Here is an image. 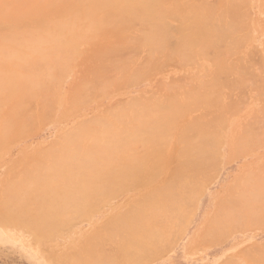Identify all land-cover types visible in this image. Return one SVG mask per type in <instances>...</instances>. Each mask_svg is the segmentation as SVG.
<instances>
[{"label":"rangeland","instance_id":"374dc122","mask_svg":"<svg viewBox=\"0 0 264 264\" xmlns=\"http://www.w3.org/2000/svg\"><path fill=\"white\" fill-rule=\"evenodd\" d=\"M75 1L79 2L78 0H54V3L53 0H0V25H2L0 36L14 33L18 29L17 22L23 20L21 17L23 15H33V17H25L27 20L24 18V22H28L32 19L37 20V18H49V16L60 17L66 15L68 17L67 13L72 11L70 8H74L73 12L76 15L78 14L77 16L80 13L81 16L84 10L83 6L87 10L90 9V11L92 7H96L90 1L83 0L84 3L74 4ZM177 1L181 6L180 8L172 5L173 2L171 0H160L159 5L162 4V6L155 5L152 10H150L149 4L140 3L134 8V4L130 3L120 7L113 6L115 10L111 9V5L110 8L108 7L109 5L107 6L108 9L104 6L106 10L101 9L98 11L100 7L92 9V12H98L96 14L93 13L95 17L91 15V20H102V23L98 22L100 24L97 27L92 25V28H86V25L82 26V20L79 19L81 23L79 26L80 33L85 30V35L81 33V37L82 35L85 36V39L89 37L87 38L88 40L84 41V39L82 40L83 42L80 41L82 43H76L71 55H69L70 52L68 50L62 53V56H55L58 59L51 58L49 64L46 61H40L37 63V65L41 64L40 67L36 64L34 65L36 67L34 69L41 72L45 71L43 70L44 67L48 69L51 64L50 69L46 71L50 75L49 79L45 81L47 87L42 89L44 87L43 84L41 88L33 89L32 92L34 93H28L27 91L29 90H26L22 96L19 94L21 97L18 95L20 99L15 97L4 105L1 116L5 122L8 121L7 123L10 124V127L7 124L9 128L4 134L5 140L0 149V194L9 182L17 179L20 184L21 181L28 179V181L32 180V183L48 182L49 176L50 178L59 177L60 171L66 170L67 167H69L67 170L73 169L72 173L74 172V175L76 173V177L73 175L74 178L70 182H67V184L66 182L62 183L66 186L63 192L66 191L68 193L69 199L72 194V198L75 197L74 199L71 198L74 201V207H71L66 212L65 215L67 216L64 223L55 229V235L48 241L38 242L29 229L15 228L14 226L3 227L0 225V264H60V262L62 264L61 255L78 252L81 245L88 239L93 238L96 233H106V230L113 231L110 228L115 225L113 223L121 212V215H123V213L126 214L131 209L142 208L138 207V202H140L139 205L142 202L144 206L145 201H143L142 195L145 194L147 187L144 185L131 186V184H135L138 181L153 184L167 182V185L172 183V185L178 186L181 183H185L183 184L185 189L184 193L183 191L179 192V197H184V201L179 203V205L182 204L179 206L181 210L178 208L181 212H177L179 214L175 213L176 218L173 216V220L169 224L171 227L166 230V237L163 238L161 244L159 243V249L155 252L157 254L154 253L142 261L132 264H264V182H262L264 181V0ZM184 2L185 4L191 3L189 5L191 7L187 11L183 8L185 6ZM49 3L50 5H48ZM144 3L148 2L144 1ZM130 5H132V8L130 7L131 10L129 9ZM40 6L42 7L41 9ZM47 6L51 7L47 8ZM121 7L123 12L120 11ZM169 7H172L171 9L175 7L176 14L171 15L174 11L172 10L170 13L171 9ZM50 8L54 11L53 13ZM56 9H58V13L60 11L62 13L57 15ZM168 9L169 12H167ZM39 10L43 14H46L47 11L50 12H47L48 15L43 16L42 14L39 17L41 14ZM67 10L69 11L67 12ZM140 10L144 13L142 18ZM124 11L127 13H124ZM119 12H121V16ZM151 12L154 15L153 18L149 15ZM22 13L23 15H19ZM33 13H38L39 15H34ZM205 13L207 15H204ZM228 13L229 15H227ZM169 14L171 15L170 18ZM18 16L21 17L19 21L16 20ZM34 16H37V18ZM201 17H205L209 24L206 29L214 27V30L212 29L213 32L211 31L214 36L208 33L207 39L211 41V38L214 37L212 39L214 43L213 40L217 38L216 44L220 43V45L214 46L213 43L209 44L211 42H207L208 45L206 46V38L203 37L205 36L204 33L203 35L201 33L202 36L200 35L198 38V32L202 31L203 25L195 24L199 23L198 19ZM161 18L165 20L163 21ZM130 19L131 21H129ZM154 19L159 22H156L157 20L154 21ZM230 19L233 20V24ZM141 20L144 22H141ZM230 23L234 26L231 25L230 27ZM189 24H192L191 28ZM228 24L229 31L232 30L231 33L225 30ZM180 26H186V30L181 34L177 31ZM192 26L194 27L193 29ZM200 26L202 27L200 28ZM80 27L82 28L81 30ZM215 27L220 32L218 31L217 33ZM117 28L119 30L115 31ZM221 28H224L223 32ZM86 29L87 31L91 29L90 33ZM118 31L120 32L118 33ZM147 31L148 33L146 34ZM156 31L160 33H156ZM96 32L99 33L96 34ZM151 32L153 35H151ZM186 34L187 36L191 34L192 37L198 38L201 43L202 38H205L203 42L205 44H202L204 48L196 46L194 48L192 46L187 48V50L185 49L186 51L181 50L183 47L182 37L184 38ZM225 35L226 38H224ZM223 39L226 42L222 41ZM231 42L233 43L232 45L230 44ZM187 53L191 55V58L189 55L185 57ZM95 54H97L98 58ZM60 56L62 58L64 56V60L62 59L59 63L61 66H64L66 62L68 63L61 70L60 66L58 68L55 66L56 68H54L53 72L54 61L59 60ZM69 56L72 58L69 59ZM221 58L224 60H221ZM169 60L172 62L168 63ZM183 60H185V63ZM187 62L188 64H186ZM184 65L186 66L184 67ZM239 66L240 69L238 68ZM134 72L135 75L132 74ZM58 73L61 74L58 75ZM105 75H107V78ZM104 80L106 81L103 82ZM132 80L135 81L132 82ZM46 82L49 83L46 84ZM78 85L82 87L84 85L85 87L82 89ZM216 85L222 90H218ZM35 91L37 92L35 93ZM216 91L217 93L220 92V95H217L220 98L215 96L217 94ZM208 93H213V96ZM36 94L37 98L35 97ZM15 100H20V103L17 102L22 105L20 106L18 103L15 105ZM185 100H188L187 103ZM196 101L200 102V104L202 102L201 106ZM219 103L221 107H219ZM144 105L146 109H143ZM177 105L178 108H176ZM180 105L184 108H180ZM122 106L126 111L122 110ZM132 106L137 112L132 110ZM214 106L215 108H213ZM10 107L11 109H9ZM188 108L196 110L190 112ZM16 109L19 110L20 114H14L18 112ZM147 109L151 110L148 112ZM143 110H146L145 114L141 113L144 112ZM156 110H158L157 113L159 115L153 113ZM183 111L185 115H183ZM212 111L215 113H211ZM10 112L13 115L8 114ZM153 114L155 115L153 116ZM180 114L181 116H178ZM121 115L126 117L123 118L124 116L122 117ZM136 117L141 122L137 121ZM162 117L171 121L170 129L163 133L164 135L167 134V136L164 137L162 134L159 137H155L156 135L152 137L153 135H150L152 132L151 128L155 126L159 128L162 120H164L161 119ZM146 118H148V121H146ZM129 119L131 122H129ZM149 119L151 120L149 121ZM192 119L194 121L197 120V122L192 121ZM165 120L163 121L164 123L166 122ZM207 120L208 124H212L208 126ZM191 121L194 127L190 126ZM140 123H143L141 127ZM202 123L207 124V126L205 124L202 125ZM198 124L203 126L202 131L203 128L207 129L206 131L209 130V134L205 133L206 131L202 133L208 135L199 134L201 130L199 131L197 128L201 127ZM103 125L105 126L103 127ZM192 128L194 133L195 131L197 132L195 135L192 132ZM181 129H183L182 133ZM188 129H191V131ZM246 129L249 130H247L249 132L247 134ZM187 130L189 131L188 136L190 139L187 136ZM158 132L160 131L158 130ZM252 132L254 135H249ZM118 133L122 134L119 136ZM183 133L186 134L184 139L188 138V140L179 141V136H182ZM200 135H203V138ZM109 136L111 137L108 138ZM105 137L107 138L105 139ZM208 140L212 142L207 143ZM204 141L206 142L205 144ZM215 142L216 144L214 145ZM69 143L70 145H67ZM95 144L99 145L98 148ZM100 144L103 145L100 146ZM122 145H125L124 151H122ZM115 146H118V148H115ZM106 147H110V150ZM157 147L161 149L159 150ZM76 148L79 151H76ZM104 148L108 149L109 153ZM102 149L104 152L101 151ZM155 149L158 150L154 152ZM210 149H214L212 150L213 152ZM140 151H142L141 154L139 153ZM99 152L105 153L104 156L99 154ZM193 152L194 154L192 155L191 153ZM200 152L204 153L202 156L208 154V158L211 159L210 162L207 157L200 155L203 159L200 158ZM92 153H95V155ZM196 153L198 156H196ZM91 154L94 156L93 158ZM83 155H85V158ZM86 155H90L88 159H86ZM158 156L160 157L158 158ZM106 157L109 159H106ZM155 158L160 160H155ZM86 160H90L87 162L88 165L85 162ZM189 160H192L191 162L193 163L189 162ZM81 162L84 166L81 165ZM126 165L128 166L125 167ZM151 167L155 169L153 178H149V173L146 171ZM174 168L178 169L176 174L173 173L175 172ZM103 171L106 173L103 174ZM27 172L30 174L29 176ZM77 172L82 174L78 173V176ZM56 173H59V175ZM99 173L101 176H99ZM194 174L195 176H193ZM108 175H111V177ZM175 175H178V177ZM183 176L189 177L184 178ZM97 177L100 178L97 179ZM190 177L192 178L189 180ZM38 179L40 180L37 181ZM44 179L48 180L45 181ZM101 179L103 180L102 183L100 182ZM52 181L54 179L49 180V182ZM168 181H170L169 184ZM68 183L71 184L69 185ZM95 184L104 187L95 189ZM68 185L69 188L72 186L71 189L67 187ZM182 189L178 188L176 191L178 192ZM11 190L12 186H10L9 192ZM76 191L79 195H77ZM98 192L102 197L99 196ZM65 194L63 193L59 197L64 199L67 196ZM253 195L255 198H252ZM66 199L68 198L66 197ZM133 201L136 203L135 208H132L135 205ZM92 205L94 206L92 207ZM234 206H236V209L233 210ZM71 209L74 213H72ZM220 210L223 211L220 212ZM226 212L228 214L225 217H221L222 213L225 214ZM116 214L118 215L114 216ZM218 218L223 220L230 218V220L228 221L227 219L228 222L224 220L226 225L223 226L224 223L220 224L221 219L218 222L219 224L217 223L218 226L215 224ZM232 224H235L233 225L234 228L231 226ZM220 227L223 229L221 230ZM106 239L104 237L101 242L92 240L91 246L94 245L95 252L102 259L109 260L110 263L120 264V250L118 244H116L117 241Z\"/></svg>","mask_w":264,"mask_h":264},{"label":"bare ground","instance_id":"6f19581e","mask_svg":"<svg viewBox=\"0 0 264 264\" xmlns=\"http://www.w3.org/2000/svg\"><path fill=\"white\" fill-rule=\"evenodd\" d=\"M57 1V0H56ZM60 1V0H59ZM63 1V0H62ZM79 2H74V4H76V3H84L83 2V0H78ZM82 1V2H81ZM85 1H90L91 2V4L92 5H94V6H96V7H92L91 8V11H90V9L89 10H87V8H85V6H83L84 7V10L82 11V14H81V16H80V13L79 12H77V13H79V16H77L74 12H73V10H74V8H70V10H72V11H69V10H67V12L69 11V13H67L68 15V17H66V15H64V16H60V17H50L49 16V18H47V17H44V18H41V19H39V18H37V16H34V17H36L37 18V20L36 19H32L31 21H28V22H24V18L25 17H27V16H24L23 15V13L22 14H19V15H23V16H21L22 18H23V20H21V21H19V18L21 19V17H19L18 16V19H16V20H18L19 22H17L18 23V29L14 32V33H11L10 35H4V36H0V149L2 148V144H3V142H4V134L6 133V131H7V129L10 127V124H8L7 122H5L3 119H2V116H1V113H2V110H3V107H4V105H6L10 100H12V99H14L15 97L17 98L18 97V95L19 94H21V96L23 95V93H24V91L26 92V90H29V91H27L28 93H31L32 91H33V89H38V88H41V86L44 84V87H42V89L43 88H45V87H47L46 85H45V81L47 80V79H49V76L50 75H48V73L46 72L47 70H49L50 69V65H49V68L47 69V68H43V70H45V71H37V70H35L34 68H36V67H34V65L36 64L37 65V63H39L40 61H46V63H48L49 64V62H50V60H51V58H57V57H55V56H58V55H61L62 53H65V52H67L68 50H69V52H70V54L69 55H71V52L75 49V47H76V43L77 44H79V43H82L83 41L82 40H84L85 39V36H83V35H85V30H83V31H81V33H84L83 35H82V37H81V33H80V31H79V26H80V20L79 19H81L82 21V26L84 27L85 25V27L86 28H90L92 25H95L96 27H97V25L98 24H100V23H98V22H101L102 23V20L100 21H96V19H92L91 20V15L93 16V17H95V14H96V12H98L99 10H101V9H105L106 10V8L108 9V7L110 8L111 6V9L113 8V6L114 7H120V6H122V5H128V4H130V3H132V4H134V6H133V8L134 7H136V5L137 4H149L150 5V10H152L154 7H155V5H159L160 4V0H85ZM144 1H147L148 3H144ZM65 2V1H64ZM171 2H173V4L172 5H175L177 8H180L181 6H180V4H179V2L177 1V0H171ZM53 3H54V0H53ZM58 4V3H57ZM60 4V3H59ZM139 4V5H140ZM184 4H185V2H184ZM191 4V3H190ZM190 4H185V6H183V8H184V10H186L187 11V9H189L191 6H189ZM48 5H50V3L48 4ZM68 5H70V4H68ZM85 5V4H84ZM109 5V6H108ZM111 5V6H110ZM118 5V6H117ZM103 8H102V7ZM104 6H106V8L104 7ZM108 6V7H107ZM132 5H130L129 6V9L131 10V7ZM160 6H162V4L161 5H159V7ZM49 7H51V6H49ZM48 6H47V8H49ZM81 8H82V6H80ZM98 7H100L99 9H98V11H93L92 12V9H95V8H98ZM126 7V6H125ZM131 7V8H130ZM159 7H157V8H159ZM25 8V7H24ZM42 7L40 6V9H41ZM45 8V7H44ZM56 8V7H55ZM54 8V9H55ZM124 8V7H123ZM172 7H169V9H171ZM174 8L175 7H173V9H171L170 10V13H171V11L173 10L174 11V13L172 12L171 13V15H174V14H176V9L174 10ZM51 9V8H50ZM50 9H48V10H50ZM68 9V8H67ZM114 10H115V8H113ZM169 9H168V11L167 12H169ZM194 9H196V8H194ZM193 9V10H194ZM200 9V8H199ZM206 9V8H205ZM57 10V15L59 14V13H62L61 11L58 13V9H56ZM55 10V11H56ZM62 10V9H61ZM124 10V9H123ZM127 10V9H126ZM142 10V9H141ZM140 10V11H141ZM156 10H158V9H156ZM161 10V9H160ZM159 10V11H160ZM215 10V9H214ZM214 10H212V11H214ZM36 11V10H35ZM35 11H34V13H35ZM40 11V10H39ZM38 11V12H39ZM47 11V10H46ZM89 11H90V13H89ZM120 11H122V7H121V9H120ZM162 11V10H161ZM164 11V10H163ZM178 11V10H177ZM196 11H197V9H196ZM205 11V10H204ZM37 12V11H36ZM48 13L50 12V11H47ZM47 12H46V14L44 13L43 14V12L42 11H40V15H39V17H41L42 16V14H43V16L44 15H48L47 14ZM51 12L53 13L54 11L51 9ZM111 12V11H110ZM123 12V11H122ZM126 11H124V13H125ZM129 12V11H128ZM136 12V11H135ZM190 12V11H189ZM29 14H30V12H28ZM33 13V14H34ZM66 13V12H65ZM93 13H95V14H93ZM112 13V12H111ZM118 13V12H117ZM120 14V16H121V12H119ZM127 13V12H126ZM155 13H157V12H155ZM159 13H161V14H163L162 12H159ZM196 13V12H195ZM204 13V12H203ZM207 13H209V12H207ZM207 13H205L204 15H207ZM37 14H34V15H37ZM55 14V15H56ZM98 14V13H97ZM105 14V13H104ZM132 14V13H131ZM142 14H144L142 11H141V18H142ZM25 15H26V13H25ZM50 15V14H49ZM52 15V14H51ZM111 15V14H110ZM125 15H127V14H125ZM124 15V16H125ZM129 15V14H128ZM136 15H137V13H136ZM136 15H134V16H136ZM150 16H152V18L154 17V15H153V13L151 12L150 14H149ZM156 15V14H155ZM170 14H169V18H170V16H171ZM214 15V14H213ZM223 15V14H222ZM227 15H229V13L227 14ZM30 16H32L33 17V15H30ZM30 16H28V17H30ZM115 16V15H114ZM139 16V15H138ZM137 16V17H138ZM219 16V15H218ZM221 16V15H220ZM27 17V18H28ZM111 17V16H110ZM117 17V16H116ZM156 17H157V15H156ZM161 17V16H160ZM174 17V16H173ZM172 17V18H173ZM210 17V16H209ZM232 17V16H231ZM16 18V17H15ZM105 18H106V16H105ZM115 18V17H114ZM122 18V17H121ZM130 18V17H129ZM134 18V17H133ZM140 18V17H139ZM138 18V19H139ZM165 18V17H164ZM213 18V17H212ZM220 18V17H219ZM230 18V17H229ZM14 19V18H13ZM26 19V18H25ZM144 19V18H143ZM160 18H159V14H158V20H159ZM16 20H14V21H16ZM27 20V19H26ZM25 20V21H26ZM113 20V19H112ZM118 20V19H117ZM128 20V19H127ZM136 20V19H135ZM140 20V19H139ZM157 20V19H156ZM155 19H154V21H156ZM156 21V22H159V21ZM161 20H165V19H162L161 18ZM175 20V19H174ZM197 20V19H196ZM213 20V19H212ZM109 21V20H108ZM111 21V20H110ZM122 21V20H121ZM129 21H131V19L129 20ZM128 21V22H129ZM133 21V20H132ZM151 21V20H150ZM176 21V20H175ZM198 21H199V23L197 22V24H195V25H199V24H201V25H203V27L202 26H200V28H201V32H198L199 34V36H198V38L200 37V35H201V33H202V35H203V33L205 34V36H203V37H205L206 38V40H205V43H203L204 42V39L202 38V43H201V40H200V42L198 41V38H196V37H192V35L191 34H189L188 36H187V34L184 36V38L182 37V39H183V47L182 48H184V49H182L181 48V50H187V48H190V47H194V46H196V47H203V45L202 44H205L206 46L208 45V43L207 42H211V43H209V44H212L213 42H212V39L214 38H211V41H209V39H207V35H208V33H210L211 34V31L213 32V30H214V27H212V29H206L207 28V25H209L208 24V22L205 20V17H201L200 19H198ZM230 21H232V24L234 23L233 22V20H231L230 19ZM141 22H144V21H142L141 20ZM149 22V21H148ZM192 22V21H191ZM190 22V23H191ZM1 23V22H0ZM123 23H124V21H123ZM122 22H121V24H123ZM126 23V22H125ZM154 23V22H153ZM165 23H166V21H165ZM220 23V22H219ZM222 23V22H221ZM237 23V22H236ZM105 24V23H104ZM120 23H119V25H121ZM164 24V23H163ZM231 23H230V27H231V25H232ZM118 25V24H117ZM127 25V24H126ZM147 25V24H146ZM154 25V24H153ZM155 25H156V23H155ZM154 25V26H155ZM164 25H166V24H164ZM192 24H189V27L191 26ZM223 25V24H222ZM81 26V27H82ZM100 26V25H99ZM104 26V25H103ZM130 26V25H129ZM128 26V27H129ZM154 26H153V28H154ZM159 26V25H158ZM187 26V25H186ZM185 26V27H186ZM215 26V25H214ZM229 24L227 25V29H225V30H227V32L229 31ZM232 26H234V25H232ZM80 27V30L82 29ZM93 27V26H92ZM91 27V28H92ZM120 27V26H119ZM185 27H183V26H180L178 29H177V31L181 34L182 32H184L185 30H186V28ZM78 28V29H77ZM101 28V27H100ZM127 28V27H126ZM159 28H160V26H159ZM163 28V27H162ZM191 28V27H190ZM194 27L192 26V29H193ZM216 28V31H217V33H218V29H217V27H215ZM110 29H112V28H110ZM156 29V28H155ZM166 29V28H165ZM164 29V30H165ZM91 30V29H90ZM90 30H88L87 31V29H86V31L87 32H89ZM107 30V29H106ZM113 30H115V29H113ZM117 30H119L118 28L115 30V31H117ZM168 30V29H167ZM172 30V29H171ZM224 31V28H221V31ZM2 31V25H0V32ZM114 31V32H115ZM151 31V30H150ZM222 31V32H223ZM232 31V30H231ZM231 31H229V33H231ZM86 32V33H87ZM120 31H118V33H119ZM157 32H159V31H156V33ZM220 32V31H219ZM90 33V32H89ZM99 33V32H98ZM97 32H96V34H98ZM117 33V34H118ZM148 33V31L146 32V34ZM160 33V32H159ZM235 33V32H234ZM95 34V33H94ZM94 34H93V36H94ZM115 34V33H114ZM121 34V33H120ZM213 34V33H212ZM211 34V36H214V34L212 35ZM116 35V34H115ZM151 35H153V33L151 32ZM201 35V36H202ZM91 36H92V34H91ZM116 36H118V35H116ZM149 36V35H148ZM146 37V36H145ZM155 37V36H154ZM228 37V36H227ZM87 38H89V37H87ZM86 38V39H87ZM92 38V37H91ZM123 38V37H122ZM125 38V37H124ZM146 38H148V37H146ZM152 38H153V36H152ZM216 38V37H215ZM222 38H223V36H222ZM224 38H226V35H225V37ZM86 39L84 40V41H86ZM97 39V38H96ZM95 39V40H96ZM154 39V38H153ZM217 39V38H216ZM216 39L215 40H213L214 41V46L215 45H217V44H219L220 45V43H217L216 44V42L218 41V39H217V41H216ZM227 39H229V38H227ZM88 40V39H87ZM219 40H220V38H219ZM235 40V39H234ZM239 40V39H238ZM80 41H82V42H80ZM167 41V40H166ZM222 41H225L224 39L222 40ZM241 41V40H240ZM162 42H163V40H162ZM165 42V41H164ZM179 42H180V40H179ZM219 42H221V41H219ZM226 42V41H225ZM225 42H222V43H225ZM230 42V41H229ZM233 42V41H232ZM230 43L231 45L234 43ZM85 43V42H84ZM235 44V43H234ZM146 45V44H145ZM162 45V44H161ZM164 45V44H163ZM204 45V46H205ZM226 45H228V44H226ZM119 46V45H118ZM117 46V47H118ZM159 46V45H158ZM181 46V45H180ZM180 46H178V47H180ZM150 47V46H149ZM155 47V46H154ZM163 47V46H162ZM230 47V46H229ZM235 47V46H234ZM159 48V47H158ZM157 48V49H158ZM161 48V47H160ZM195 48V47H194ZM204 48V47H203ZM229 49H233V48H229ZM114 50V49H113ZM117 50V49H116ZM120 50V49H119ZM185 50V51H186ZM206 50V49H205ZM216 50H217V47H216ZM192 51H193V49H192ZM191 51V52H192ZM209 51V50H208ZM152 52V51H151ZM153 52H154V50H153ZM153 52H152V54H153ZM162 52V51H161ZM201 52H203V51H201ZM116 53H118L117 51H116ZM173 53V52H172ZM171 53V54H172ZM188 53H189V50H188ZM186 54V56L185 57H188L187 55H189L190 56V58H191V55L190 54ZM231 54H232V52H230ZM237 53V52H236ZM74 54V53H73ZM101 54V53H100ZM161 54V53H160ZM228 54V53H227ZM96 56H97V54H95ZM102 55V54H101ZM110 55V54H109ZM225 55H226V53H225ZM224 55V56H225ZM62 56V55H61ZM60 56V58H59V60H57V61H59V62H55L54 61V63L56 64H53V68H52V71L54 70V68H58V66H60V70H61V68H64V66L66 67V65L65 64H67L68 62H66L65 64H64V66H61L59 63L62 61V59L64 60V56H63V58ZM100 56V55H99ZM199 56H201V55H199ZM66 57V56H65ZM179 57V56H178ZM196 57V56H195ZM223 57V56H222ZM227 57V56H226ZM228 57H229V55H228ZM68 58V57H67ZM67 58H65V59H67ZM72 57L71 56H69V59H71ZM97 58H98V56H97ZM168 58V57H167ZM199 58V57H198ZM58 59V58H57ZM61 59V60H60ZM157 59H159V58H157ZM199 59H201V58H199ZM205 59V58H204ZM49 60V61H48ZM55 60V59H54ZM194 60V59H193ZM193 60H191V61H193ZM221 60H224L223 58H221ZM242 60V59H241ZM68 61V60H67ZM70 61V60H69ZM103 61V60H102ZM184 61V63H185V60H183ZM187 61V60H186ZM117 62V61H116ZM170 62H172L171 60H169L168 61V63H170ZM194 62H195V60H194ZM193 62V63H194ZM246 62V61H245ZM51 63H53V62H51ZM118 63H119V61H118ZM181 63V62H180ZM59 64V65H58ZM61 64H63V63H61ZM186 64H188V62L186 63ZM40 65L41 64H39V65H37L38 67H40ZM153 65V64H152ZM151 65V66H152ZM56 66V67H55ZM106 66V65H105ZM118 66V65H117ZM186 65H184V67H185ZM264 66V65H263ZM112 67V66H111ZM200 67V66H199ZM220 67V66H219ZM100 68H101V66H100ZM107 68V67H106ZM113 68H115V67H113ZM152 68V67H151ZM221 68V67H220ZM239 69H240V66L238 67ZM115 69H117V68H115ZM128 69V68H127ZM57 70V69H56ZM59 70V69H58ZM59 70V71H60ZM124 70V69H123ZM126 70V69H125ZM36 71V72H35ZM51 71V72H52ZM54 72V71H53ZM58 72V71H57ZM56 72V73H57ZM60 72H63V71H60ZM96 72V71H95ZM229 72V71H228ZM232 72H233V70H232ZM50 73V72H49ZM88 73V72H87ZM61 73H58V75H60ZM102 74V73H101ZM118 74V73H117ZM132 74H134L135 75V72L134 73H132ZM58 75H57V77H58ZM88 75V74H87ZM92 75V74H91ZM137 75V74H136ZM144 75V74H143ZM216 75V74H215ZM214 75V76H215ZM221 75V74H220ZM213 76V77H214ZM52 77H54V76H52ZM105 77L107 78V75H105ZM206 77V76H205ZM84 78V77H83ZM98 78V77H97ZM96 78V79H97ZM103 79H104V77H102ZM199 78V77H198ZM95 79V78H94ZM137 80V79H136ZM140 80V79H139ZM106 80H104L103 82H105ZM135 81V80H134ZM133 80H132V82H134ZM216 82V81H215ZM242 82V81H241ZM47 83H49V82H46V84ZM94 83V82H93ZM107 83H110V82H107ZM131 83V82H130ZM213 83V82H212ZM84 85H85V83H83ZM87 84V83H86ZM106 84V83H105ZM83 85V87H85ZM109 85V84H108ZM79 86V85H78ZM81 86V85H80ZM79 86V87H80ZM89 86V85H88ZM82 87V86H81ZM80 87V88H81ZM82 87V89H84ZM216 87L218 88V86L216 85ZM78 88V87H77ZM79 88V90H81ZM215 88V87H214ZM207 89V88H206ZM220 89V87L218 88V90ZM23 90V91H22ZM76 90H78V89H76ZM86 90V89H85ZM104 90V89H103ZM106 90V89H105ZM192 90V89H191ZM208 90V89H207ZM220 90H222V89H220ZM22 91V92H21ZM177 91V90H176ZM175 91V92H176ZM214 91V90H213ZM37 91H35V93H36ZM75 92V91H74ZM32 93H34V92H32ZM40 93V92H39ZM42 93V92H41ZM48 93H50V92H48ZM76 93H77V91H76ZM216 93H217V91H216ZM219 93V94H218ZM217 94H215V96H217V95H220V92H218ZM81 94V93H80ZM209 94V93H208ZM207 94V95H208ZM212 94V95H211ZM211 94H209V95H211V96H213V93H211ZM39 95H41V94H39ZM20 96V95H19ZM20 96V97H21ZM176 96H177V93H176ZM228 96V95H227ZM20 97H18V99H20ZM36 98L38 97L37 96V94H36V96H35ZM192 97V96H191ZM23 98V97H22ZM34 98V97H33ZM170 98H171V96H170ZM187 98V97H186ZM217 98H220V97H218L217 96ZM216 97H215V99H217ZM26 99V98H25ZM173 99V98H172ZM192 99V98H191ZM214 99V100H215ZM135 100V99H134ZM175 100V99H174ZM210 101H211V99H209ZM213 100V101H214ZM220 100H222V99H220ZM16 102H14L15 103V105H17L16 103H18L19 101L18 100H15ZM18 101V102H17ZM186 101V103H187V101L188 100H185ZM195 101V100H194ZM203 101H205V100H203ZM216 101V100H215ZM214 101V102H215ZM217 101H219V99H217ZM192 102V101H191ZM20 103V102H19ZM18 103V105H20ZM177 103V102H176ZM186 103H185V105H186ZM193 103V102H192ZM191 103V104H192ZM196 103H198L199 104V106H201V104H202V102H201V104H200V102H197L196 101ZM123 104V103H122ZM138 104V103H137ZM197 104V105H198ZM15 105H14V108H15ZM22 105V104H21ZM20 105V106H21ZM129 105V104H128ZM130 105H131V103H130ZM139 105V104H138ZM153 105V104H152ZM155 105V104H154ZM194 105H195V103H194ZM196 105V106H197ZM205 105V104H204ZM142 106V105H141ZM148 107V106H147ZM150 107V106H149ZM158 107V106H157ZM172 107V106H171ZM219 107H221L220 106V103H219ZM25 108V107H24ZM23 108V109H24ZM129 108H130V106H129ZM176 108H178V105L176 106ZM176 108H174V109H176ZM180 108H184V107H182L181 105H180ZM201 108V107H200ZM199 108V109H200ZM213 108H215V106L213 107ZM212 108V109H213ZM9 109H11V107L9 108ZM143 109H146L145 108V105H144V108ZM155 109V108H154ZM154 109H153V111H154ZM158 109V108H157ZM198 109V110H199ZM204 109V108H203ZM209 109V108H208ZM5 110V109H4ZM20 110V113H21V108L19 109ZM19 110H17L16 109V111H18V112H15L14 114H18L19 113ZM122 110H125L126 111V109H124L123 108V106H122ZM127 110H128V108H127ZM132 110H134V111H136L135 109H133V106H132ZM148 110V109H147ZM151 109H149L148 110V112L150 111ZM187 110V109H186ZM188 110H190V112H194V110H196V109H193V108H188ZM193 110V111H192ZM197 110V111H198ZM219 110V109H218ZM217 110V111H218ZM12 111H14V110H12ZM26 111H28V110H26ZM34 111V110H33ZM133 111V112H134ZM141 111H142V109H141ZM144 111V110H143ZM146 111V110H145ZM145 111L144 112H141V113H144L145 114ZM152 111V112H153ZM157 111L158 110H156V112H153V113H156L157 115H159L158 113H157ZM163 111V110H162ZM177 111V110H176ZM205 111H206V109H205ZM137 112V111H136ZM165 112H167V111H165ZM196 112V111H195ZM19 113V114H20ZM122 113V112H121ZM135 113V112H134ZM140 113V114H141ZM205 113V112H204ZM211 113H215V112H211ZM8 114H12V112H10V113H8ZM110 114V113H109ZM116 114V113H115ZM119 114V113H118ZM136 114V113H135ZM144 114H143V116H144ZM148 114V113H147ZM221 114V113H220ZM13 115V114H12ZM35 115V114H34ZM134 115V114H133ZM149 115H150V113H149ZM149 115H146V116H148L149 117ZM155 114H153V116H154ZM183 115H185L184 114V111H183ZM187 115H188V113H187ZM202 115V114H201ZM222 115V114H221ZM220 115V116H221ZM114 116V115H113ZM112 116V117H113ZM122 116V115H121ZM124 116V115H123ZM122 116V117H123ZM142 116V115H141ZM145 116V117H146ZM152 116V117H153ZM178 116H181V114L180 115H178ZM205 116V115H204ZM216 116V115H215ZM13 117V116H12ZM20 117V116H19ZM126 116H124L123 118H125ZM129 117V116H128ZM134 117V116H133ZM196 117H198V116H196ZM202 117V116H201ZM201 117H199L200 119H201ZM223 117V116H222ZM222 117H220V118H222ZM120 118V117H119ZM139 118H140V116H139ZM139 118H138V120H139ZM149 118H151V117H149ZM155 118V117H154ZM153 118V119H154ZM176 118V117H175ZM185 118V117H184ZM194 118H195V116H194ZM203 118V117H202ZM205 118H206V116H205ZM147 119V120H146ZM145 120L146 121H148V118H146ZM152 119V120H153ZM157 119V118H156ZM155 119V120H156ZM161 119H164L165 120V118H161ZM17 120V119H16ZM136 120H137V117H136ZM137 120V121H138ZM142 120H144V119H142ZM151 119H149V121H150ZM164 120H162V123L160 124V126H159V128L158 127H156L155 125H157L158 124V122H157V124H155L154 126V128H151V133H150V135H153L152 137H154L155 135V137H159V135H162L163 133H166L169 129H170V125H171V121L170 120H168V118L165 120L166 122L164 123L163 121ZM168 120V121H167ZM185 120V119H184ZM11 121V120H10ZM161 121V120H160ZM159 121V122H160ZM192 121H194V119H192ZM192 121L190 122V126H193V123H192ZM196 122H197V120H195ZM194 121V122H195ZM216 121V120H215ZM215 121H213L214 123H215ZM90 122V121H89ZM120 122V121H119ZM129 122H131L130 121V119H129ZM139 122H141L140 120H139ZM142 122H144V121H142ZM153 122V121H152ZM173 122H174V120H173ZM172 122V123H173ZM14 123V122H13ZM104 123V122H103ZM148 123H151V122H148ZM148 123H146V124H148ZM163 123H164V125H163ZM174 123H176V122H174ZM192 123V124H191ZM213 123V124H214ZM7 124L9 125V127L7 126ZM93 124V123H92ZM126 124V123H125ZM141 124V123H140ZM144 124H145V122H144ZM187 124V123H186ZM203 124H205V123H202V125ZM207 124H208V120H207ZM207 124H205L206 126H207ZM212 123H210V124H208V126L209 125H211ZM23 125H25V124H23ZM106 125V124H105ZM105 125H103V127L105 126ZM143 125V123L140 125V127ZM176 125H177V123H176ZM202 125H200V124H198V126L199 127H201V128H197V129H199V131L201 132V133H199V134H204V133H202V132H205L206 130L203 128V131H202ZM153 126V125H152ZM158 126V125H157ZM197 126V125H196ZM197 126V127H198ZM194 127V126H193ZM205 127V126H204ZM250 127V126H249ZM20 128V127H19ZM90 128V127H89ZM136 128V127H135ZM163 128V129H162ZM185 128H186V126H185ZM212 128V127H211ZM224 128H225V126H224ZM245 128V127H244ZM250 128H252V127H250ZM26 129V128H25ZM146 129V128H145ZM196 129V128H195ZM194 129V130H195ZM20 130H21V128H20ZM77 130V129H76ZM99 130V129H98ZM158 130L160 131V132H158ZM188 130H190L191 131V129H188ZM187 130V136H188V131ZM248 129H246L245 131H246V134H247V132L249 131H247ZM136 131V130H135ZM185 131V130H184ZM209 131V130H208ZM208 131H206L205 133H208ZM243 131V130H242ZM253 131H255V130H253ZM147 132H148V130H147ZM171 132V131H170ZM183 132V129H181V133ZM192 132H193V128H192ZM158 134V136H157V134ZM194 133V132H193ZM193 133H191V134H193ZM195 133H197L196 131H195ZM195 133H194V135H195ZM249 133V132H248ZM253 133V132H252ZM249 134V135H254V133L253 134ZM8 134V133H7ZM109 134V133H108ZM119 134V133H118ZM120 134H122V133H120ZM120 134H119V136H120ZM209 134V133H208ZM208 134H204V135H208ZM244 134V133H243ZM137 135V134H136ZM184 135H186L185 133H183V135L181 136H179L180 138V140L179 141H181V140H188V138H189V136H188V138H186V139H184V137H186V136H184ZM163 136L164 137H166L167 136V134H163ZM200 136H202V138H203V135H200ZM247 136V135H246ZM263 136H264V134H263ZM111 136H109L108 138H110ZM131 137H133V136H131ZM183 137V138H182ZM197 137V136H196ZM205 137V136H204ZM107 137H105V139H106ZM140 138V137H139ZM162 138V137H161ZM182 138V139H181ZM194 138V137H193ZM199 138V137H198ZM202 138H201V140H202ZM215 138V137H214ZM113 139V138H112ZM123 139V138H122ZM153 139H155V138H153ZM190 139V138H189ZM191 139H192V137H191ZM195 139V138H194ZM211 139V138H210ZM98 140V139H97ZM107 140H109V139H107ZM121 140V139H120ZM127 140V139H126ZM137 140V139H136ZM136 140H134V141H136ZM150 140V139H149ZM169 140H170V138H169ZM178 140H177V142H178ZM201 140H198V141H201ZM213 140V139H212ZM239 140V139H238ZM241 140V139H240ZM245 140V139H244ZM248 140H249V138H248ZM125 141V140H124ZM127 141H129V140H127ZM142 141V140H141ZM206 141V140H205ZM204 141V144L206 143ZM257 141V140H256ZM112 142H113V140H112ZM147 142H148V140H147ZM166 142H168V141H166ZM183 142V141H182ZM210 142H212L211 140L209 141L208 140V142L207 143H210ZM213 142H214V140H213ZM245 142V141H244ZM96 143H98V142H96ZM245 143H247V142H245ZM99 144V143H98ZM98 144H95L96 146H97V148H98ZM104 144V143H103ZM102 144V145H103ZM106 144H108V143H106ZM162 144H165V143H162ZM183 144V143H182ZM188 144V143H187ZM213 144V143H212ZM216 144V142L214 143V145ZM67 145H70V143L69 144H67ZM79 145H81V144H79ZM101 144H100V146H102ZM113 145V144H112ZM166 145V144H165ZM180 145V144H179ZM207 145V144H206ZM96 146H95V148H96ZM105 146V145H104ZM111 146V145H110ZM125 146V145H124ZM124 146L122 145L121 147H123L122 149V151H124ZM132 146V145H131ZM140 146V145H139ZM197 146H198V144H197ZM240 146H241V144H240ZM260 146H261V144H260ZM77 147V146H76ZM79 147V146H78ZM81 147V146H80ZM177 147V146H176ZM175 147V148H176ZM62 148V147H61ZM90 148H92V147H90ZM90 148H89V150H90ZM101 148V147H100ZM103 148V147H102ZM106 148H108L109 150H110V147H106ZM113 148V147H112ZM111 148V149H112ZM115 148H118V146L116 147L115 146ZM139 148V147H138ZM159 150L161 149V148H159V147H157ZM178 148V147H177ZM176 148V149H177ZM194 148H195V146H194ZM202 148V147H201ZM204 148V147H203ZM242 148V147H241ZM252 148H253V146H252ZM93 149V148H92ZM91 149V150H92ZM105 149V148H104ZM108 149L106 150L105 149V151L106 152H108L109 153V151H108ZM120 149V148H119ZM118 149V150H119ZM157 149V150H158ZM175 149V150H176ZM192 149V148H191ZM61 150V149H60ZM78 150V148H76V151ZM80 150H81V148H80ZM113 150V149H112ZM121 150V149H120ZM127 151H128V149H126ZM125 150V151H126ZM132 150V149H131ZM142 150V149H141ZM156 149L154 150V152L155 151H157ZM211 150V149H210ZM212 150H214V149H212ZM211 150V152H213ZM62 151V150H61ZM65 151V150H64ZM73 151V150H72ZM79 151V150H78ZM101 151H103V149L101 150ZM121 151V152H122ZM182 151V150H181ZM74 152H75V150H74ZM88 152V151H87ZM95 152V151H94ZM104 152V151H103ZM120 152V153H121ZM145 152V151H144ZM143 152V153H144ZM152 152H153V150H152ZM173 152V151H172ZM209 152V151H208ZM113 153H115V152H113ZM125 153V152H124ZM140 154L142 153V151H140L139 152ZM177 153H178V151H177ZM182 153V152H181ZM180 153V154H181ZM185 153V152H184ZM201 154H199V156L201 155H203L204 153H202V152H200ZM86 154V153H85ZM93 154V153H92ZM92 154H91V157L93 158L94 156H92ZM99 154H102V153H100L99 152ZM98 154V155H99ZM104 154L105 153H103L102 155L104 156ZM112 154V153H111ZM110 154V155H111ZM118 154H119V152H118ZM145 154V153H144ZM172 154V153H171ZM170 154V155H171ZM183 154V153H182ZM189 154V153H188ZM192 155L194 154V152L193 153H191ZM190 154V155H191ZM197 154V153H196ZM207 154V153H206ZM93 155H95V153L93 154ZM101 155V156H102ZM137 155H138V153H137ZM146 155V154H145ZM151 155H153V154H151ZM208 155V154H207ZM202 156V157H207L208 158V156ZM73 156V155H72ZM84 156V158H85V155H83ZM82 156V157H83ZM90 155H86V159H88V157H89ZM113 156V155H112ZM128 156V155H127ZM196 156H198V154L196 155ZM200 156V158H202ZM44 157V156H43ZM76 157V156H75ZM91 157H90V159H91ZM108 157V156H107ZM106 157V159H109V158H107ZM152 157V156H151ZM155 157V156H154ZM160 156H158V158H159ZM195 157V156H194ZM83 158V159H84ZM97 158V157H96ZM131 158H132V156H131ZM156 159L155 158V160H160V159ZM187 158V157H186ZM189 158H190V156H189ZM101 159V158H100ZM104 159V158H103ZM127 159V158H126ZM143 159V158H142ZM203 159V158H202ZM209 159V158H208ZM208 159H207V161H208ZM134 160H136V159H134ZM133 160V161H134ZM198 160V159H197ZM200 160V159H199ZM205 160V159H204ZM210 160L211 159H209V162H210ZM90 160H86L85 162L87 163V162H89ZM192 161V160H191ZM190 160H189V162H191ZM196 161V160H195ZM194 161V162H195ZM202 161V160H201ZM74 162V161H73ZM73 162H72V165H73ZM80 162V161H79ZM82 162H83V160H82ZM82 162H81V165H83L82 164ZM130 162V161H129ZM136 162V161H135ZM153 162H155V161H153ZM205 162V161H204ZM67 163H70V162H67ZM66 163V164H67ZM75 163V162H74ZM84 163V162H83ZM137 163V162H136ZM157 163V162H156ZM160 163V162H159ZM191 163H193V162H191ZM197 163V162H196ZM196 163H195V165H196ZM201 163V162H200ZM71 164V163H70ZM78 164V163H77ZM80 164V163H79ZM190 164V163H189ZM87 165H88V163H87ZM153 165V164H152ZM202 165H203V162H202ZM39 167H40V165H38ZM84 166V165H83ZM128 165H126L125 167H127ZM157 166V165H156ZM175 166V165H174ZM62 167V166H61ZM63 167H64V165H63ZM142 167V166H141ZM153 167V166H152ZM148 168L146 171L149 173V178H153L154 177V174H155V169L154 168ZM155 167V166H154ZM179 167H180V165H179ZM178 167V168H179ZM182 167V166H181ZM54 168V167H53ZM69 167H67V169H68ZM71 168V167H70ZM80 168H82V167H80ZM175 168H177V167H175ZM174 168V170H175V172H173L174 174H176V171H178V169L176 170ZM65 169H66V167H65ZM63 170V171H60V175H59V173H56V174H58L59 175V177H55L54 176V178H50V176H49V180H53L54 179V181H52V182H49V180L48 179H44L45 181L46 180H48V182H44L43 180V182L42 183H37V182H35V183H32V180H30V181H28V180H26V181H21V184L19 183L20 181H18V179L17 180H14V181H12V182H9V183H7L6 184V187H5V189H4V191L0 194V225L1 226H3V227H7V226H14L15 228L16 227H22V228H26V229H29V230H31V232L35 235V237L37 238V241L38 242H43V241H48L51 237H53L54 235H55V233H56V231H55V229L57 228V227H59V226H61L63 223H64V221H65V217L67 216V215H65L66 214V212L71 208V207H74V201L72 200V199H74V198H72V195H71V200L69 199V195H67L68 193L66 192V191H64L63 192V190H65L66 189V186L65 185H63L62 183H65L66 182V184H67V182H70L71 180H72V178H74V176L76 175V173H75V175H74V172L72 173V170ZM79 169V168H78ZM77 169V170H78ZM132 169H133V167H132ZM137 169H138V167H137ZM54 170V169H53ZM139 170H140V167H139ZM138 170V171H139ZM180 170V169H179ZM198 170V169H197ZM74 171H76V170H74ZM181 171H183V170H181ZM188 171V170H187ZM194 171V170H193ZM29 173H30V171H28ZM27 172V173H28ZM113 172V171H112ZM119 172V171H118ZM141 172V171H140ZM184 172H185V169H184ZM22 173H23V171H22ZM26 173V172H25ZM28 173V176L30 175ZM78 173L79 174H82L81 172H77V175H78ZM94 173V172H93ZM98 173V172H97ZM106 173V172H105ZM104 173V171H103V174H105ZM117 173V172H116ZM173 173H172V175H173ZM24 174V173H23ZM39 174V173H38ZM55 174V173H54ZM108 174V173H107ZM111 174V173H110ZM112 174H114V173H112ZM131 174V173H130ZM177 174H179L178 172H177ZM182 174V173H181ZM180 174V175H181ZM32 175V174H31ZM40 175V174H39ZM53 175V174H52ZM58 175H56V176H58ZM74 175V176H73ZM119 175H121V174H119ZM123 175H127V174H123ZM129 175V174H128ZM190 176H191V174H189ZM34 176H37V175H34ZM79 176V175H78ZM98 176V175H97ZM99 176H101L100 175V173H99ZM105 176H107V175H105ZM109 176V175H108ZM131 176V175H130ZM175 176H177L178 177V175H175ZM174 176V177H175ZM193 176H195V174L193 175ZM24 177V176H23ZM33 177V176H32ZM76 177V176H75ZM81 177V176H80ZM109 177H111V175L109 176ZM112 177H114V175H112ZM122 177V176H121ZM127 177H129V176H127ZM171 177H173V176H171ZM170 177V178H171ZM184 177V176H183ZM187 177H189V176H187ZM186 176L184 177V178H187ZM26 178V177H25ZM100 177H97V179H99ZM182 178V177H181ZM192 177H190L189 178V180L191 179ZM194 178V177H193ZM249 178H251V177H249ZM33 179V178H32ZM174 179V178H173ZM179 179H180V177H179ZM178 179V180H179ZM12 180V179H11ZM19 180H21V179H19ZM23 180H25V179H23ZM40 179H38L37 181H39ZM108 180V179H107ZM181 180H183V179H181ZM180 180V182H182ZM17 181V182H16ZM36 181V180H35ZM102 179H101V183H102ZM15 182H16V184H15ZM34 182V181H33ZM97 182H98V180H97ZM104 182H106V181H104ZM108 182V181H107ZM179 182V181H178ZM177 182V184H179ZM262 182H264V181H262ZM74 184H75V182H73ZM73 183H72V185H73ZM109 183V182H108ZM112 183V182H111ZM170 183V181H168V184ZM174 183V182H173ZM11 184V185H10ZM69 184V183H68ZM71 184V183H70ZM69 184V185H70ZM79 184V183H78ZM78 184H76V185H78ZM117 184L119 185V183L117 182ZM176 184V183H175ZM183 184H185V183H181V185L180 186H178V185H172V183H170L169 185H167V182H165V183H163V184H153V183H141V182H136L135 184H131V186L132 187H136V186H141V185H144V186H146L147 187V189H146V192H145V194L144 195H142V197H143V201H145V204H144V206L142 205V202H141V204L139 205V203L140 202H138V207H142V208H136L135 210L134 209H131V210H134V211H128L126 214L125 213H123V215H121V213L120 212H118V213H120L119 215H121V216H119L118 214H116V215H114V216H117V220L116 221H114V223L113 224H115L114 226H110L111 228L110 229H112L113 231H108V230H106V233H102V232H99V233H96L95 235H94V237L93 238H90V239H88L83 245H81V247H80V249H79V251L78 252H76V253H72V254H65V255H61V261H62V264H107V262H108V264L110 263V261L109 260H106V259H102L100 256H98V254L95 252V249H94V245L93 246H91V241L92 240H97V241H99V242H101L102 240H103V238L105 237V239L107 238V239H109L110 241H113V240H115V241H117V243L116 244H118V248H119V250H120V264H132V263H136V262H139V261H142L143 259H145L146 257H149L150 255H152V254H154L156 251H157V249H159V245L161 244V241L163 240V238H165L166 236V230L168 229V227H171L169 224L172 222V218H173V216H174V218H176L175 217V213H177V212H181L180 210V207L179 206H181L182 204H180L179 205V203L180 202H183L184 201V197L182 196V197H179V192H181V191H183V193H184V189L185 188H183L184 187V185ZM188 184V183H187ZM194 184V183H193ZM247 184H248V182H247ZM258 184H259V181H258ZM263 184V183H262ZM69 185L67 186L68 188H69ZM93 185V184H92ZM98 185V184H97ZM96 184H95V189H97V188H99L100 186H97ZM118 185H116V186H118ZM10 186H12V190H11V192H9L10 191ZM79 186V185H78ZM71 187L72 186H70V188L69 189H71ZM104 187V186H103ZM102 186L100 187V188H103ZM109 187V186H108ZM119 187V186H118ZM110 188V187H109ZM108 188V189H109ZM178 188H180V189H182V190H179L178 192L176 191ZM187 188V187H186ZM253 188V187H252ZM79 189V188H78ZM78 189H77V191H78ZM108 189H107V191H108ZM115 189V188H114ZM117 189V188H116ZM120 189V188H119ZM255 189V188H254ZM263 189H264V187H263ZM93 190V189H92ZM99 190V189H98ZM110 190H111V188H110ZM70 191V190H69ZM77 191H76V193H77ZM95 191H97V190H95ZM106 191V192H107ZM113 191V190H112ZM116 191H118V190H116ZM255 192V191H254ZM65 194V196L68 198V199H66V197L63 199V197L62 198H60L59 196H61L62 194ZM93 193V192H92ZM95 193V192H94ZM99 193V192H98ZM107 193H109V192H107ZM112 193H114V192H112ZM111 193V194H112ZM243 193V192H242ZM248 193V192H247ZM249 193H251V192H249ZM256 193V192H255ZM71 194V193H70ZM100 194V193H99ZM104 194V193H103ZM118 194V193H117ZM244 194V193H243ZM254 194V193H253ZM77 195H79V193H77ZM107 195V194H106ZM245 196H246V194H244ZM256 195V194H255ZM99 196H101V194L99 195ZM104 196V195H103ZM250 196H251V194H250ZM102 197V196H101ZM111 197V196H110ZM196 197V196H195ZM238 197V196H237ZM242 197H244V196H242ZM255 198V196L253 195L252 196V198ZM231 198V197H230ZM236 198V197H235ZM245 198V197H244ZM248 198V197H247ZM247 198H246V201H247ZM238 199H239V197H238ZM240 199H241V197H240ZM180 200H182V201H180ZM257 200V199H256ZM96 201V200H95ZM98 201V200H97ZM135 202H136V200H134ZM133 201V203L135 204H133L134 206L132 207V208H135L136 207V203ZM138 201V200H137ZM189 201V200H188ZM243 201V200H242ZM245 201V202H246ZM248 201H249V199H248ZM190 202V201H189ZM258 202H259V200H258ZM80 203V202H79ZM247 203V202H246ZM246 203H245V205H246ZM147 204V205H146ZM97 205V204H96ZM231 205V204H230ZM235 205V204H234ZM239 205V204H238ZM242 205H243V203H242ZM94 205H92V207H93ZM228 206V205H227ZM247 206V205H246ZM230 207V206H229ZM240 207H241V205H240ZM239 207V208H240ZM95 208V207H94ZM131 208V207H130ZM180 210H179V209ZM257 208V207H256ZM231 209V208H230ZM234 209H236V206H234L233 207V210ZM242 209V208H241ZM129 210V209H128ZM71 211H72V213H74V211L71 209ZM223 210H220V212H222ZM258 212H259V210H258ZM68 214V213H67ZM71 214V213H70ZM177 214H179V213H177ZM223 215H221V214H219V215H221V217L222 216H224L225 217V215L226 214H228L227 212L224 214V213H222ZM234 214V213H233ZM182 215V214H181ZM216 215V214H215ZM177 216V215H176ZM179 217V216H178ZM69 218V217H68ZM217 218V217H216ZM222 218H218L217 219V222H215V224H217L220 220H221ZM228 219V221L230 220V218H227ZM227 219H224L226 222H228L227 221ZM179 220H180V218H179ZM223 219H222V221H220V224L221 223H224L225 221H224ZM245 221V220H244ZM240 223V222H239ZM214 224V223H213ZM219 224V223H218ZM217 224V225H218ZM226 225V223H224V225L223 226H225ZM233 225H235V224H232L231 226L233 227ZM238 225V224H237ZM219 226V225H218ZM223 226H221V227H223ZM220 227V228H221ZM237 227V226H236ZM106 228H108V227H106ZM234 228V227H233ZM18 229V228H17ZM62 229V228H61ZM216 229H218V228H216ZM223 228H221V230H222ZM103 231V230H102ZM211 231V230H210ZM213 231H215V230H213ZM6 232V231H5ZM12 232V231H11ZM14 232H16V231H14ZM208 232V231H207ZM13 233V232H12ZM19 233V232H18ZM209 233V232H208ZM7 234V233H6ZM30 235H32V234H30ZM18 236V235H17ZM33 236V235H32ZM104 236V237H103ZM82 237V236H81ZM15 238V237H14ZM83 238V237H82ZM106 239V240H107ZM34 242V241H33ZM36 243V242H35ZM160 243V244H159ZM38 244V243H37ZM101 245H103V244H101ZM109 245V244H108ZM74 246V245H73ZM103 247V246H102ZM116 249V248H115ZM101 251H103V250H101ZM117 252V251H116ZM155 254H157V253H155ZM41 256V255H40ZM102 256H107V255H102ZM109 257V256H108ZM108 257H107V259H108ZM114 258V257H113ZM110 259V258H109ZM117 259V258H116ZM112 262V261H111ZM60 264H61V262H60ZM110 264H114V262L113 263H110ZM115 264H117V263H115Z\"/></svg>","mask_w":264,"mask_h":264}]
</instances>
